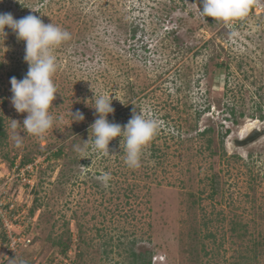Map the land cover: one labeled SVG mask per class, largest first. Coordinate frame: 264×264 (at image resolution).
<instances>
[{"label":"rangeland","instance_id":"1","mask_svg":"<svg viewBox=\"0 0 264 264\" xmlns=\"http://www.w3.org/2000/svg\"><path fill=\"white\" fill-rule=\"evenodd\" d=\"M199 8L202 0H0V13L41 15L71 34L54 52V124L39 137L11 127L27 113L11 104L10 78L28 64L25 42L7 27L0 35V199L23 241L6 251L0 221V264H145L148 252L150 264H264V14L250 6L225 23ZM94 94L112 96L110 122L123 126L134 107L158 120L140 167L126 165L120 137L109 156L85 144Z\"/></svg>","mask_w":264,"mask_h":264},{"label":"clouds","instance_id":"2","mask_svg":"<svg viewBox=\"0 0 264 264\" xmlns=\"http://www.w3.org/2000/svg\"><path fill=\"white\" fill-rule=\"evenodd\" d=\"M251 4L252 0H202L199 14L228 23L245 17ZM41 17L30 13L16 19L10 12L0 13V35L6 38L7 27L15 33L18 41L25 42L24 61L28 64L27 73L22 79L10 78L11 104L17 113H27L22 126L17 120L11 119V127H22L24 131L37 137L46 133L54 124V117L49 109L53 107V101L58 94L53 79L58 68L55 49L71 39L67 30L52 22L45 23ZM3 62L4 59L0 63ZM85 103L94 108L98 116L90 126L92 139L89 141L88 138L84 141L85 144L90 145L92 150L109 156L112 155L109 151L110 142L120 137V144L121 140L123 141L126 165L130 168L140 167L143 149L157 134L158 120L146 117L134 107L131 118L123 126L110 122L107 117L115 110L112 107V96L109 94H94L92 101L86 100ZM70 116L72 121L84 120V115L78 110L75 113L70 110ZM14 140L19 147L23 137L16 133ZM99 179L107 186L111 173L105 172Z\"/></svg>","mask_w":264,"mask_h":264},{"label":"built area","instance_id":"3","mask_svg":"<svg viewBox=\"0 0 264 264\" xmlns=\"http://www.w3.org/2000/svg\"><path fill=\"white\" fill-rule=\"evenodd\" d=\"M251 7L253 9V12L255 13V15H260V14H264V0H252V4ZM27 166V165H26ZM25 167V166H24ZM28 167V166H27ZM2 179H0V186L2 185ZM2 187V186H1ZM1 191H0V197H1ZM2 199H0V221L2 223V226L5 227V229H7L6 232V251H8L11 255H14L17 252V249L19 248L20 245H22L23 241H21L19 239V237H16L15 234H12V232L9 231L10 229V225H8L6 223L5 220V216H6V212L10 211L11 208H13L12 205H7V204H3ZM19 226V225H17ZM20 227V226H19ZM5 251V250H4ZM16 264H23L21 262H18V260H16Z\"/></svg>","mask_w":264,"mask_h":264},{"label":"trees","instance_id":"4","mask_svg":"<svg viewBox=\"0 0 264 264\" xmlns=\"http://www.w3.org/2000/svg\"><path fill=\"white\" fill-rule=\"evenodd\" d=\"M136 28H133L132 29V34H131V37L133 38V37H135V33H136V31H137V29L135 30ZM225 67V66H224ZM222 68H223V66L222 65H219L218 66V64H216V66H215V70H214V73L216 74V75H219V74H221V70H222ZM25 76V75H24ZM24 76H20V75H14V77H16L18 80L19 79H22ZM261 106H259V110L261 111ZM230 112V115L232 116V118H230L231 120H230V122H231V124H234V125H236L237 124V119H236V117H235V113H234V111L233 110H229ZM263 115L264 114H259L258 116H257V120H262L263 119ZM209 131V130H208ZM207 131V132H208ZM6 136V133H5V130H4V127H3V120H2V118H1V116H0V140L3 138V137H5ZM60 154H61V150H58V152H57V154L55 155V157H59L60 156ZM29 161H27V160H23L22 162H21V166H23V165H25L26 163H28ZM132 256H133V258H134V261H138V259H139V255H136V254H134V253H132ZM150 256H151V253L150 252H148L147 253V258H148V262L147 263H145V264H150Z\"/></svg>","mask_w":264,"mask_h":264},{"label":"bare ground","instance_id":"5","mask_svg":"<svg viewBox=\"0 0 264 264\" xmlns=\"http://www.w3.org/2000/svg\"><path fill=\"white\" fill-rule=\"evenodd\" d=\"M254 122H256V121H254ZM251 123V122H250ZM252 124H255V123H252ZM250 125V124H249ZM247 126V128L245 129V130H243V131H241V133L239 134L240 136H242L243 138H245L246 136H247V134L250 132V131H252V129H254L255 127H253L252 125H250V126ZM244 126V125H243ZM249 136V135H248Z\"/></svg>","mask_w":264,"mask_h":264},{"label":"water","instance_id":"6","mask_svg":"<svg viewBox=\"0 0 264 264\" xmlns=\"http://www.w3.org/2000/svg\"><path fill=\"white\" fill-rule=\"evenodd\" d=\"M251 136H249V138H250ZM248 140V139H247ZM246 141V139L245 140H237L236 141V143H237V146H240L242 143H244Z\"/></svg>","mask_w":264,"mask_h":264}]
</instances>
